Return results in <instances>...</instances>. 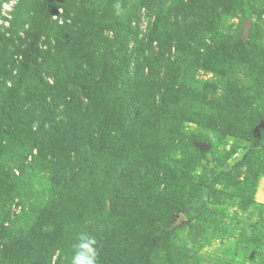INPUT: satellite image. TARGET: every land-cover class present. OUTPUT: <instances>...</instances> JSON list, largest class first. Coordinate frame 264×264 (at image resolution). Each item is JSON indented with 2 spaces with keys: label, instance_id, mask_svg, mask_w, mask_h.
I'll return each mask as SVG.
<instances>
[{
  "label": "rangeland",
  "instance_id": "1",
  "mask_svg": "<svg viewBox=\"0 0 264 264\" xmlns=\"http://www.w3.org/2000/svg\"><path fill=\"white\" fill-rule=\"evenodd\" d=\"M247 2L0 0V264H71L81 234L97 264H264V0Z\"/></svg>",
  "mask_w": 264,
  "mask_h": 264
},
{
  "label": "clouds",
  "instance_id": "2",
  "mask_svg": "<svg viewBox=\"0 0 264 264\" xmlns=\"http://www.w3.org/2000/svg\"><path fill=\"white\" fill-rule=\"evenodd\" d=\"M116 15H121L123 9L119 0L114 4ZM97 240L87 234H81L73 246L71 264H97L98 261Z\"/></svg>",
  "mask_w": 264,
  "mask_h": 264
},
{
  "label": "trees",
  "instance_id": "3",
  "mask_svg": "<svg viewBox=\"0 0 264 264\" xmlns=\"http://www.w3.org/2000/svg\"><path fill=\"white\" fill-rule=\"evenodd\" d=\"M242 4L244 6L245 9L248 8V2L247 0H241ZM126 48V47H125ZM126 49L123 51L124 53H126ZM131 55H136V50H131ZM2 119H1V110H0V127L2 125ZM194 212V208L193 209H188L185 212H174L173 216H172V220L169 223H158V230L156 233H154L153 235V241H157L161 234L169 232L170 230H172V228H174L175 226H177L179 223L183 222L185 219H188L192 216ZM181 218V219H180Z\"/></svg>",
  "mask_w": 264,
  "mask_h": 264
},
{
  "label": "water",
  "instance_id": "4",
  "mask_svg": "<svg viewBox=\"0 0 264 264\" xmlns=\"http://www.w3.org/2000/svg\"><path fill=\"white\" fill-rule=\"evenodd\" d=\"M247 21H245L244 24V30L247 31ZM260 129H264V121L260 123L259 125ZM193 146L196 147L200 152H206L210 149L209 145L202 143V142H194Z\"/></svg>",
  "mask_w": 264,
  "mask_h": 264
}]
</instances>
